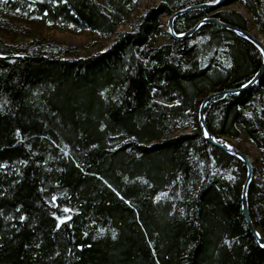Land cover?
I'll return each instance as SVG.
<instances>
[{"label": "trees", "instance_id": "1", "mask_svg": "<svg viewBox=\"0 0 264 264\" xmlns=\"http://www.w3.org/2000/svg\"><path fill=\"white\" fill-rule=\"evenodd\" d=\"M204 1L159 0L119 30L142 0H0V13L115 35L87 56L0 37V264H264L241 207L245 164L198 124L203 98L251 79L261 54L218 25L184 40L165 30ZM236 3L251 18L225 9ZM209 15L264 33V0L192 11L176 29ZM206 116L219 139L243 134L260 152L249 203L264 235V76Z\"/></svg>", "mask_w": 264, "mask_h": 264}, {"label": "water", "instance_id": "2", "mask_svg": "<svg viewBox=\"0 0 264 264\" xmlns=\"http://www.w3.org/2000/svg\"><path fill=\"white\" fill-rule=\"evenodd\" d=\"M228 0H208L196 4H191L188 6H185L183 8H180L170 15L167 16V19L165 21L166 24V32L170 37H172L175 40H184L190 37H193L202 27L206 25H218L220 27H223L225 29L234 31L240 35H242L245 39H247L249 42H251L260 52L262 57L261 65L258 69V71L253 75L251 79L243 83L244 87H234V88H227L222 90H216L208 93L202 100L199 110H198V124L199 128L202 132L203 137L212 143L213 145L223 149L227 153L237 157L240 159L246 167V177L242 185V191H241V207L242 212L246 221V225L249 229V231L252 233L258 244L264 248V235H262L261 231L256 227L251 211H250V203H249V189L250 186L254 180L255 175V167L253 163V159L250 157V155L241 149L240 147L234 145L230 142H225L219 139L209 128V125L207 123V116H206V109L207 106L210 104L211 101L214 99L225 97L230 94H239L242 93L256 85H258L259 81L264 76V38H262L260 35L254 33L252 30L240 27L238 25L229 23L227 21H224L219 16H205L198 20L192 27L188 28L187 30H184L182 32L177 31L175 23L176 20L181 17L182 15L192 12V11H200V10H208V9H215L226 3ZM251 81V83H250ZM205 132H208L209 135L205 136Z\"/></svg>", "mask_w": 264, "mask_h": 264}, {"label": "rangeland", "instance_id": "3", "mask_svg": "<svg viewBox=\"0 0 264 264\" xmlns=\"http://www.w3.org/2000/svg\"><path fill=\"white\" fill-rule=\"evenodd\" d=\"M159 0H142L139 7L135 8L127 19L126 23L120 26L119 30H129L131 22L141 14L148 6L156 5ZM227 10H237L242 12L246 17L251 18V15L241 3H236L227 6ZM0 16L9 20V27L0 30V37L7 43L22 45L30 43L35 39L43 41L49 49H57V45L72 46L76 49L74 56H87L108 48L115 39L103 38L97 32L90 29L74 30L73 28H61L59 25L45 21L40 17L26 18L19 11L3 12ZM167 17L164 18V22ZM254 33L264 38V33L256 28L251 29ZM161 42L169 41L168 37H162ZM234 145L246 151L254 160L259 158V150L247 140L246 136L241 134L240 138L234 140Z\"/></svg>", "mask_w": 264, "mask_h": 264}, {"label": "snow or ice", "instance_id": "4", "mask_svg": "<svg viewBox=\"0 0 264 264\" xmlns=\"http://www.w3.org/2000/svg\"><path fill=\"white\" fill-rule=\"evenodd\" d=\"M213 2H215V0H213ZM250 83H251V81H250ZM242 87H244V85H242ZM249 115H250V114H249ZM16 134H17L18 136L20 135V129H19V128L16 129ZM204 134H205V136H208V135H209L208 132H205ZM93 147H96V146L93 145ZM24 163H27V161H24ZM0 167H4V168H6L7 165H6V164H0ZM52 199L55 200L56 197H53ZM65 211H71V210H70V209H65ZM53 215L55 216V213H53ZM19 219H20L21 221H24V220L27 219V216H26V215H20ZM67 219H69V218H68V217H57V220L60 222V224L64 223L65 220H67ZM57 226L59 227V224H58ZM101 231H103V229H102ZM113 237L115 238V232H113ZM25 246L27 247V245H25ZM36 247L39 248L40 245L37 244ZM57 255H58V253H57Z\"/></svg>", "mask_w": 264, "mask_h": 264}]
</instances>
